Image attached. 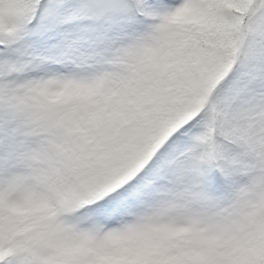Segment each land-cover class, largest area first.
<instances>
[{
  "label": "snow or ice",
  "instance_id": "6c2138e0",
  "mask_svg": "<svg viewBox=\"0 0 264 264\" xmlns=\"http://www.w3.org/2000/svg\"><path fill=\"white\" fill-rule=\"evenodd\" d=\"M0 264H264V0H0Z\"/></svg>",
  "mask_w": 264,
  "mask_h": 264
}]
</instances>
